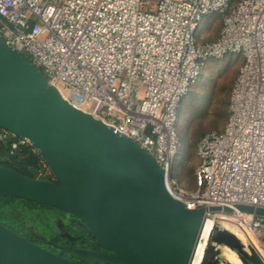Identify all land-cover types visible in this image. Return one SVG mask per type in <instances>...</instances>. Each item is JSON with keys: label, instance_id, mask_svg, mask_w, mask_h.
Masks as SVG:
<instances>
[{"label": "built area", "instance_id": "1", "mask_svg": "<svg viewBox=\"0 0 264 264\" xmlns=\"http://www.w3.org/2000/svg\"><path fill=\"white\" fill-rule=\"evenodd\" d=\"M212 14L220 34L200 40V23ZM0 39L28 56L67 102L150 153L174 200L206 210L200 260L213 225L241 233L264 260V216L236 209L264 208V0H0ZM228 56L243 58L228 119L224 131L199 142L188 190L170 166L182 145L179 107L204 63ZM0 142L12 155H38L7 131ZM36 165L37 179L54 181L42 158Z\"/></svg>", "mask_w": 264, "mask_h": 264}, {"label": "water", "instance_id": "2", "mask_svg": "<svg viewBox=\"0 0 264 264\" xmlns=\"http://www.w3.org/2000/svg\"><path fill=\"white\" fill-rule=\"evenodd\" d=\"M0 130L26 139L54 181L0 166V197L60 210L80 222L104 252L76 250L102 264H194L206 210L170 195L166 170L130 138L67 102L42 71L0 39ZM237 210L264 216V208ZM211 208L210 211H220ZM231 212V208H224ZM221 248L242 264H264L254 246L213 225L199 264H222ZM0 264H78L0 223Z\"/></svg>", "mask_w": 264, "mask_h": 264}, {"label": "rangeland", "instance_id": "3", "mask_svg": "<svg viewBox=\"0 0 264 264\" xmlns=\"http://www.w3.org/2000/svg\"><path fill=\"white\" fill-rule=\"evenodd\" d=\"M221 28L222 23L217 14L204 16L197 37L200 40L213 41L219 36ZM242 64L241 56H228L205 62L199 81L190 89L188 97L179 107L178 127L183 141L181 149L172 156L170 166L172 171L178 174L179 183L188 190L194 183L199 140L207 133L224 129L230 92ZM34 211L40 213L44 224L40 223L38 227L32 220L33 216H27L29 221L26 224L27 228L33 232L31 234L44 237L50 233L53 235L54 227L47 226L48 220L53 224V218H51L53 211L44 207H35ZM21 214L24 215V213ZM77 244L80 247L82 243ZM221 251L222 264H242L229 249L221 248Z\"/></svg>", "mask_w": 264, "mask_h": 264}, {"label": "trees", "instance_id": "4", "mask_svg": "<svg viewBox=\"0 0 264 264\" xmlns=\"http://www.w3.org/2000/svg\"><path fill=\"white\" fill-rule=\"evenodd\" d=\"M229 100H230V97H229ZM228 107H229V101L227 104V108ZM227 119H228V116H227ZM222 131H224V129ZM222 131H218V132H222ZM205 135H203L200 138L199 142ZM182 141H183V137H182ZM39 159H41L39 155L33 154L29 151H25L22 154L12 155L10 152V145L0 142V166L7 167L29 178H37L38 166L36 165V162H38ZM197 161L198 162H197L196 167L200 163L198 155H197ZM35 207H41V208L44 207V208H48L49 210L53 211V213L55 212L57 214L68 215L60 210H57L55 208H52L46 205H40L34 202L22 200V199L15 198V197H0V223L3 224L8 229H10L11 231L15 232L16 234L20 236L25 235L27 239H29L31 242L37 243L36 238L31 234L32 231H30L27 228V224H26V222L29 221L27 217L29 215L33 216L32 220H34V223L38 227H39V224L44 221L43 217L40 216V213H37L34 211ZM21 213H24V215H22ZM51 218H53V214ZM47 226L54 227L53 224L49 222V220H48ZM47 237H53V235H51L50 233ZM91 238L93 239V240L90 239L92 244L96 245L93 236H91Z\"/></svg>", "mask_w": 264, "mask_h": 264}, {"label": "flooded vegetation", "instance_id": "5", "mask_svg": "<svg viewBox=\"0 0 264 264\" xmlns=\"http://www.w3.org/2000/svg\"><path fill=\"white\" fill-rule=\"evenodd\" d=\"M53 226V237L32 234L37 242L34 244L78 264H98V262L80 260L73 253V249L104 252L103 249L92 244L89 239L91 236L85 233V230L81 228L80 222L76 218L54 212ZM24 237L26 236L24 235ZM78 242L82 243L80 247L77 244Z\"/></svg>", "mask_w": 264, "mask_h": 264}, {"label": "bare ground", "instance_id": "6", "mask_svg": "<svg viewBox=\"0 0 264 264\" xmlns=\"http://www.w3.org/2000/svg\"><path fill=\"white\" fill-rule=\"evenodd\" d=\"M59 91H60V94H61V96L63 97V98H65V99H67V96H66V94L62 91V90H60L59 89ZM209 225V224H208ZM228 231H230V232H232L233 234H235L238 238H242L243 240H244V238H243V236L241 235V233H239V232H236L235 230H231V229H227ZM205 233H207V232H205ZM250 237H251V239H253V242H254V244H256V246H258V244L256 243V241H255V238L253 237V235H249ZM259 247V246H258ZM264 255V254H263ZM200 253L198 254V256L196 257V259H195V261H194V264H199L200 263Z\"/></svg>", "mask_w": 264, "mask_h": 264}]
</instances>
